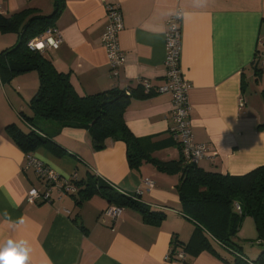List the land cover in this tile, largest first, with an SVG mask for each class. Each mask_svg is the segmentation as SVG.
Instances as JSON below:
<instances>
[{"label":"crops","instance_id":"0c3cea01","mask_svg":"<svg viewBox=\"0 0 264 264\" xmlns=\"http://www.w3.org/2000/svg\"><path fill=\"white\" fill-rule=\"evenodd\" d=\"M110 2L120 5L124 21L119 33L124 63L117 75L110 71L102 44ZM28 9L29 17L50 15L55 0H0V12L6 15ZM177 10L183 14L180 67L192 84L191 128L195 141L212 152L198 167L240 175L264 165V0H65L53 22L62 41L44 54L70 74L80 95L132 90L124 119L144 154L177 160L182 151L172 133L173 99L156 92L166 82L167 20ZM18 39L17 33H0V51ZM144 80L154 92H146ZM39 85L35 70L9 82L0 76V242L27 240L28 264H237L239 256L253 263L218 241L219 246L210 238L205 243L207 232L182 211L179 174L162 172L147 160L131 168L124 141L109 139L106 148L96 150L86 128L35 116L30 101ZM32 122L49 141L26 152L6 126L16 123L28 131ZM29 153L64 180L82 181L94 174L133 195L151 178L155 186L136 201L166 217L159 225L148 224L140 210L124 207L112 219L104 212L110 204L103 196L93 194L78 204L79 190L63 193L57 187L52 201L30 203L29 189L44 190L45 182L34 169H24ZM249 222L255 225L253 217ZM174 245L186 248V262L166 260Z\"/></svg>","mask_w":264,"mask_h":264},{"label":"trees","instance_id":"16d2710c","mask_svg":"<svg viewBox=\"0 0 264 264\" xmlns=\"http://www.w3.org/2000/svg\"><path fill=\"white\" fill-rule=\"evenodd\" d=\"M64 4L65 0H55V9L50 15L29 17L30 9L12 15L0 12V33H17L19 36L14 45L0 51L2 81L9 82L19 74L37 71L40 85L30 101L35 116L86 128L91 134L96 150L106 148L109 139L124 141L131 168H138L139 163L147 160L162 172L179 174L177 190L182 211L197 223L199 229L207 232L205 243H209L210 232L220 244L236 254L243 255V248L231 237L236 235L246 215L253 217L259 236H264V165L245 174L233 175L205 171L198 165L187 163L183 155L177 160L162 161L144 154L138 139L124 119V111L134 95L132 90L112 88L80 95L71 82L70 74L59 71L44 54L45 51H33L28 47L27 43L33 37L53 26ZM153 90L152 86V89L146 92H154ZM30 125L28 131L16 123L6 126L10 137L26 152L34 151L49 141L48 134L37 122ZM72 183L77 186L78 195L81 196L77 199L78 204L93 194H99L107 199L110 206H122L123 210L124 207L140 210L143 220L148 224L159 225L166 217L164 212L152 210L133 200V194L94 174L89 175L86 180ZM237 200L242 212H238L234 206ZM207 247L215 251L211 244ZM184 249L186 251V248ZM262 255L263 253L257 260H253V263L245 262L239 256L236 257V263L264 264Z\"/></svg>","mask_w":264,"mask_h":264},{"label":"built area","instance_id":"2783aa9c","mask_svg":"<svg viewBox=\"0 0 264 264\" xmlns=\"http://www.w3.org/2000/svg\"><path fill=\"white\" fill-rule=\"evenodd\" d=\"M182 19L181 10H177L167 20V30L165 37L166 47V82L158 86L159 93L171 94L173 99V108L170 117L173 121L172 133L181 145L182 155L189 164L198 165L199 160L204 156H212V152L204 143L196 142L191 128L189 103V90L191 82L183 77L180 67V58L182 51ZM124 28L123 12L120 5L116 2L107 4V25L102 35V44L106 49L110 71L113 75L119 74V68L124 63L123 50L119 43V33ZM62 41L61 33L55 27H49L44 33L33 37L28 43V47L33 51H45L46 49L58 48ZM38 45H40L38 47ZM143 85L146 90L152 89V84L144 80ZM129 93V91H128ZM243 105V103H242ZM33 168L39 177L45 182V189L32 187L28 191L27 200L36 204L38 200L52 201L51 192L57 187L59 192H76L77 186L72 180L59 179L60 174L47 165L44 161L29 153L24 163V169ZM144 190L138 189L136 195H132L133 200H138L144 191H150L155 186V181L151 178H145ZM238 212H242L239 202L235 203ZM123 207L118 205L109 206L105 214L116 219L123 213ZM187 252L184 248L172 247L166 255L169 261H184L187 259Z\"/></svg>","mask_w":264,"mask_h":264},{"label":"rangeland","instance_id":"374dc122","mask_svg":"<svg viewBox=\"0 0 264 264\" xmlns=\"http://www.w3.org/2000/svg\"><path fill=\"white\" fill-rule=\"evenodd\" d=\"M23 127L26 129L29 128L26 125H24ZM59 179H62L61 175L59 176ZM68 193H74V192H68ZM236 202H238V200L234 202V206ZM244 218H245V220H243L244 222L241 223L242 228L241 229L239 228L236 235L232 236L231 239H233V241H235L238 245H241L244 248L243 253L249 259L257 260L262 253L263 255L261 257L264 258V236L263 237L259 236L255 225H253L252 223L250 224L249 220L252 219V216L246 215ZM209 238L213 242V244L219 246L216 238L210 232H209ZM186 257H188V254ZM186 261L187 259H185L182 262H186ZM170 262H175V261H170ZM176 262H180V261H176Z\"/></svg>","mask_w":264,"mask_h":264},{"label":"clouds","instance_id":"9594fccd","mask_svg":"<svg viewBox=\"0 0 264 264\" xmlns=\"http://www.w3.org/2000/svg\"><path fill=\"white\" fill-rule=\"evenodd\" d=\"M29 252L30 244L25 239L0 242V264H28Z\"/></svg>","mask_w":264,"mask_h":264},{"label":"snow or ice","instance_id":"6c2138e0","mask_svg":"<svg viewBox=\"0 0 264 264\" xmlns=\"http://www.w3.org/2000/svg\"><path fill=\"white\" fill-rule=\"evenodd\" d=\"M40 45H38V47H39Z\"/></svg>","mask_w":264,"mask_h":264}]
</instances>
